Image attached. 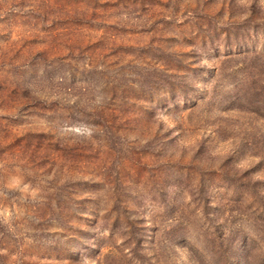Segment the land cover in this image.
<instances>
[{"label":"rangeland","instance_id":"obj_1","mask_svg":"<svg viewBox=\"0 0 264 264\" xmlns=\"http://www.w3.org/2000/svg\"><path fill=\"white\" fill-rule=\"evenodd\" d=\"M0 264H264V0H0Z\"/></svg>","mask_w":264,"mask_h":264}]
</instances>
